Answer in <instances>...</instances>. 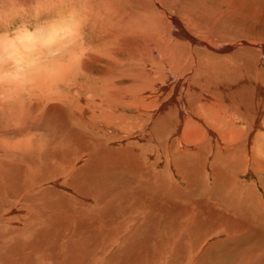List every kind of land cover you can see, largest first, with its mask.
<instances>
[{
    "label": "rangeland",
    "instance_id": "374dc122",
    "mask_svg": "<svg viewBox=\"0 0 264 264\" xmlns=\"http://www.w3.org/2000/svg\"><path fill=\"white\" fill-rule=\"evenodd\" d=\"M138 1L139 0H137V2H135V0H130V3L129 2L127 3V0H123V1L120 0L119 1L120 6L118 4V7L122 8V10L121 9L119 10V13H121V14L125 13L124 17L128 18V20L126 18H123V19H125L127 23H129V20H130V23L127 24L125 21H120L121 18L119 19L116 16L112 17L113 19H110V17H108L109 14L107 13V11H106V13L105 12L102 13L101 10H103V9H101V5H100L101 2L99 0H89V1L88 0H5V4L3 5V7L6 10L10 9L11 12L13 13L14 18L8 24L0 25V49H1L0 53H1V55L6 54V52H5L6 47L4 50L2 49V47H3L4 43L6 44V42H8V46H9V44H10L9 39L12 42H14L13 40L16 39L15 40L16 44H17V42L20 41L19 40L20 38H23V39H21L23 41H27V42L32 43V39H34L32 37H35L34 40L37 41V43L38 42L42 43L45 41V38L41 37V34L39 35L40 37L39 36L37 37V35H38L37 33H41L40 30L41 31H46V29L49 30L51 27H54L56 25L58 27H62V25H63V27H64V31L63 30L61 32L57 31V35L60 34V35H58V37H60V40L63 39L64 37H66L63 39L65 41L63 45L66 48L63 50L59 49L60 53H58L56 51V52H54V54L52 53V55L49 54V57L47 54H44L41 56H35L33 53H31L32 54L31 57L33 59L31 58V61L29 60L28 62H26V64L23 61V63H20L21 65L20 64L16 65L15 60H13V59L11 60L8 57L7 58L5 57L6 59L2 58L0 60V69H1V73H2L1 74L2 75L1 80L2 79L6 80L5 83L3 80L0 82V169L1 170L4 169L3 167H5L9 164H15V163L20 164V166L17 168L18 172L15 175L18 179H20L19 184H20V186L23 185L22 188L25 189L26 186H28V185L31 186L32 184H35V182L33 180L34 178L37 179V181H39V179L40 180L46 179L47 181L46 180L43 181L44 186H47L49 183V185L46 188H48L50 186V184H52L54 186H50V187H53L54 191H55V189H57L55 191L56 193L58 192L59 194H61V192H63V193H65V196L66 195L69 196V193H71L70 194L71 197L69 196V198H68V201H69L68 204L74 205L75 207L77 206V209H78V207H80L82 202L84 203V201H86L87 203H89L90 201L88 198L86 200V197H83V199H82L80 197L75 196L76 194L73 195L74 192L78 193L77 195L80 194V192H79L80 190L78 188L80 184L73 178L74 176L72 175L73 170H72L71 165H73V162H74L73 160L75 159L74 164L78 161V163L80 165L78 163L77 164L79 166H83V165L86 166L85 163L87 161H89V162L86 164L89 165L90 162L92 160H94L96 157H100L101 154H103V156H105V155H107L108 152H109L108 154H110L113 149L121 151L119 154H123V153H124V155L127 154L126 155L127 157H128V152H130L129 153L130 156L134 155V153L136 156L138 155L137 157L140 159L141 162L139 161V159H137L135 157H133V158L131 157L132 159H130V160L131 161L135 160L134 162H135V164H137L136 168H138V167L140 168L141 164H144L145 166L147 165L146 166L147 171L149 170L148 173H151L150 175L154 179L153 175L157 174L159 169H161V167L165 165L164 162H167L169 160L168 154H165V153L162 154L161 152H160L161 154L160 153L157 154V152L154 149H151L152 148V147H150L151 143L148 140L149 134H150L149 139L151 140V142L154 140L155 141L164 140L166 138L165 137L166 133L164 132V130H166V131L168 130L167 135L170 136L169 129L163 128L164 125H162L161 118H159V115L162 114L163 109L161 107H160L161 109L159 107H156V109H155L154 105H152L153 107L151 108V106L149 105V107L147 106V108H149V109L151 108V110L148 111V109L146 110V108H145V110H146L145 111L144 110L145 105H144V107H141L139 104L133 105L132 108H130V107L124 108L123 106H119L117 108V106L113 105L114 104L113 103L112 104V107H113L112 110L113 111L115 110L114 111L115 113L113 111L112 112L114 114H116V115H114L116 117L115 123H113L110 126H107L104 124V126H103L104 129H102L103 123L100 124L97 120L93 121V119H92V122H90V121H88L89 119H86L87 116L86 117L84 116L85 118H83V123L84 122L85 123L82 125L81 124L82 123L81 115H84V114L80 113V110L82 109L81 105H86L87 103H90L94 100L99 101L102 97L105 99L106 95L109 98L111 97V99H113V100L117 99V101L126 100L125 98H123V94H125L126 97H129L128 99H130V97L131 98L134 97L135 101H140L141 98L142 99L146 98L145 103H147L149 99L156 98V97H157V99L160 98L162 100V98L166 99L168 97V95H169L168 98H170V96L172 94L174 95L175 92H176L175 93L176 95L178 93H180V95H182L181 94L182 91L184 89H186L185 78H187V79H190V81H192V83L193 82L198 83L199 86H201L200 85L201 83H203V84L206 83L204 85H210L211 84L212 85L211 87L215 86L213 88H216L219 84H221L220 88H216V89H218V93H220V92H221L220 94L223 93V96H225L224 101L227 103V105H229L230 103L233 104L234 102L235 103L237 102L236 106H238L241 103L239 110L241 109L240 112L243 113V115L247 118V119L245 118L244 122H246V121L250 122L251 116L254 117L253 115H255L258 112H260V118H261L260 121L264 122V97H263L264 94L262 93L263 96H261V99H263V100H259L258 99L259 97L258 96L256 97L257 94L254 93V92H256V90H254V88L256 89L255 86L257 84L255 85V83H253V85H254V86H252L253 88L250 85L248 86V84H246L247 87H249L248 89H250L247 92L246 90H248V89L247 88L245 89V86L243 85L244 82H239V79L242 77L241 75H239L240 73L242 74L240 67L242 68V71H243V68L246 70L247 69L253 70V66L255 65V63H254V61H253L254 59L252 57H255V58L258 57V61L264 65V49H262V50L257 49L258 51L256 53L258 55L255 56V54L251 55V54L247 53V51H245V50L249 51V49L244 48V47H246V45H241V43L243 42V43H249V44L253 43L256 45L264 46V0H180L181 2H179V3H181L183 6H179L178 8H176V5H175L176 3H174L175 1L173 0L172 1L173 5H171V6L172 7L175 6V8H176L175 11H176L177 15L175 14L173 17L176 16L175 19L178 18V20L176 19L177 24L182 26V23H183L184 28L186 29V31H188L187 33L191 34V36L193 35L195 37V39H198V41L200 40L199 42L203 41V42H201L203 46H205V44H207L210 46L213 45V47H216V48H221V47L229 48V47H231L230 44L232 46L235 45L234 48H232V50H230L228 52L226 51V53H224V52H222V51H225L223 49L222 50H219V49L216 50L215 49L213 51V49H207L206 47L204 48L203 46H202L203 47L202 48V47H199L197 45L192 44L191 45L192 48L200 50L198 52V53H200V55L197 54V56L195 58H193V65L194 66L191 65L192 63H190V62H192V59L189 57L190 55H185V57H183L182 60L180 57L177 58L176 55L181 53V52L178 51L176 48H173L176 50L171 49V52L173 54H169V55L170 56L174 55L173 57H176L177 60L176 59L172 60L174 62H171V60H170V63H169V59H168L169 57L168 58L166 57L167 59L164 58V55L168 56V53L166 51H164V47L166 50L170 46L167 44H164L162 41L164 39L166 40V37H167V40H166L167 42L166 41H164V42L165 43H168V42L171 43V40H173L172 38H174V40H175V37H174V35H172V33L170 34L169 29H167V27H165V25L162 24L161 22H158V20H156L155 22L158 23L159 26H158V24L156 25V23L154 22V20H155L154 17H152L150 14H147V12H145L143 10L144 5H142L143 6L142 7L140 4V1L143 2V0H140L139 2ZM168 2H169V4H171L170 0H168ZM137 3H139L143 9ZM144 3H145V1H144ZM180 7H181V10H180ZM183 7L185 8V10H183L184 9ZM102 8H103V5H102ZM141 9H142V11H141ZM125 10L128 11L129 13L125 12ZM179 10L180 11L183 10V13L180 12ZM86 11L88 13H86ZM184 11L185 12L187 11V13H185ZM96 12H98L97 15H96ZM179 13H181V14H179ZM106 14H108V16H107V18L106 17L105 18L109 22L106 21L105 18H103L104 16H106ZM131 14L134 15V18H136L135 16L137 15V18L140 19V17L142 16V17L146 18V20L142 19V17H141L142 20L141 19L138 20L136 18L137 21H134L133 16ZM101 15H102V17H101ZM138 15H141V16L138 17ZM145 15H148L147 17H150L152 20L150 18H147ZM84 16H87V17H84ZM187 17H188V19H187ZM194 17H196V18H194ZM147 19H150V21L148 22ZM100 20H102V22ZM142 21H144L142 24L143 26L140 24V23H142ZM152 21L154 22V25H155V26L153 25L154 28L152 26V23H150ZM114 22H116V23H114ZM123 22H124V24H122ZM125 23L127 24V26ZM145 23L148 26H144ZM113 24L115 25V26H113L114 28L112 27ZM137 24H139V25H137ZM160 24L163 25V27H162L163 30L161 28H159L160 26H162ZM68 26H69V30L66 31L65 27H68ZM164 28H166L168 31ZM70 29H71V31H70ZM146 29H147V31L149 30V32H151V33L148 32L146 34V32H147V31H145ZM154 29H156V30L161 29L163 31V33L159 30L158 36H157L155 34V33H157L156 30L152 31ZM119 30H120V32H119ZM166 31H167V33L168 32L169 33L165 34ZM153 32H155V33H153ZM160 32L162 34H160ZM21 33L22 34L24 33L26 35H21ZM33 33H35V34L33 35ZM61 34H63V35H61ZM115 34L117 36H115ZM153 34L156 36H153ZM112 36H113V40L111 41ZM120 36H121V40H119ZM150 36L152 38L151 40H149ZM17 37H19V39ZM53 37L58 39L56 34H55V36L53 35ZM147 37H149V38H147ZM159 37H161V39ZM42 38H44V40ZM109 38H111V39H109ZM106 39H109L110 41L106 40ZM114 39H116L117 42H115L116 40H114ZM122 39H123V41H122ZM152 40H153V42H152ZM104 41H106V43ZM158 41L160 43V46L158 44ZM128 42H129V44H128ZM154 42L157 43L158 45H154L155 44ZM116 43H118V44H116ZM81 44H82V46H81ZM122 44H124V46H126V45L127 46L124 47V46H122ZM95 46L98 47L99 49L95 48ZM148 46L152 48V49L150 48L152 50V52H154L156 46H158L156 48V53L158 52L160 54V56L163 57V58L160 57V59L162 60L161 62L153 59L154 54L152 55L150 53L151 50L148 49L149 48ZM92 47H94L95 49L94 48L92 49ZM116 47L120 48V50L122 49L120 51L121 53L117 52L118 48L115 49ZM145 47L148 49V51H149L148 53H146L147 50L145 52V50H144V49H146ZM90 48H91V50H90ZM138 49H140L139 51H142V54L144 51L145 52L144 54L146 55V57H144V54L142 56L141 52H140V56H139L138 55L139 54ZM159 49H161V51ZM185 49L187 50V48H185ZM24 50L25 49H23V51ZM87 50H88V52H87ZM97 50H99V51H97ZM101 50H102V52H101ZM162 50H163V52H162ZM202 51L208 52V53H211V55H213V54L214 55L212 57L207 56L208 54L205 55ZM122 52H123V54H122ZM164 52H166L167 54L166 53L164 54ZM186 52H188V50ZM236 52H244L241 54V55H243V56H241L242 57L241 59H238L239 57H237V56H235L233 58H229L231 56V54L236 53ZM112 53H114V54H112ZM133 53H134V55H133ZM161 53H163L164 55ZM174 53H176V54H174ZM201 54H203V55H201ZM114 55H115V57H114ZM137 55L139 56L138 58H137ZM147 55H148L149 59L147 58ZM187 56L189 58H187ZM142 57H143V60L146 61L148 64H149V62L151 63L148 65L145 62L147 64V66H149V68H148L149 70H150V68L151 69L154 68V69H157V73H158V71H160V73L163 71L162 73L164 74V72H165V74L167 75V77H163L164 76L163 74L159 75L160 73H158L157 75L159 76V78L162 76L161 78H166L167 80H170V79L173 80V82H171V80H170V82H171L170 84L168 81V84L171 86H174L173 87V89H175L174 91L172 90L171 86H169L167 84L166 79H164V81H166L165 84H166V87H168L167 89H166L164 83H162L163 79L161 82L160 81L158 82L159 78L158 79L157 78H154V79L150 78L153 74H156V72L152 73L156 70L153 69L152 72L150 71L152 74L148 73L149 70H147V67L144 64ZM185 58L189 59V60H186ZM129 59H130V61H129ZM163 59H165V61H167V62L165 63L163 61ZM170 59H172V58L170 57ZM184 59L186 60V62L184 61ZM230 59H231V61H230ZM34 60H35V62L33 63ZM178 60L181 62L179 64V66H178V64L177 65L175 64V62L176 63L179 62ZM226 60H228V61H226ZM140 61L142 63H140ZM188 61H189V63H188ZM246 61H248V62L246 63ZM155 62L157 64L160 63L159 67H161V68L157 67L159 64L157 65ZM217 62H218V64H217ZM228 62L229 63L231 62V64L233 62L236 63V65L234 63L232 65L234 67L233 70H232V66L230 67L229 66L230 64L228 65ZM28 63H29V65H28ZM114 63H116V64L114 65ZM122 63H123V66H122ZM167 63H168V65H167ZM170 64H172V65L170 66ZM19 65H20V67H18ZM120 65H121V67H124V68L119 67ZM136 65H138V66H136ZM180 65L185 66L184 69H183V66H180ZM202 65L204 66V68ZM205 65H207V66H205ZM215 65L218 67H216ZM220 65H222V66H220ZM172 66L174 67L173 70H172ZM211 66H213V67H211ZM68 67L70 68L69 69L70 73L67 72ZM145 67H146V69H145ZM229 67H230V69H228ZM170 68H171V70H169ZM191 68L193 71L191 70ZM177 69H179V70H177ZM227 69L229 71H227ZM107 70H109L111 72H109V71L106 72ZM127 70H128L127 73L130 75H127V73H126ZM50 71L52 73L51 75H55V76H58L60 78H61L60 74L63 73L64 71L68 76L63 74V76L61 78L62 80H59L58 82H56L53 85H50V83H47V82H45V84H44L43 83L44 79L42 81H39V79L45 78L46 76H47L46 78H48L50 76ZM172 71H173V73H172ZM195 71L197 73H195ZM199 71H201L203 73L206 72L205 74L206 75L208 74L210 76H206V75L200 76V75H198ZM45 72H47L49 74L46 75V74H44ZM105 72H106V74H104ZM141 72H142V74H141ZM234 72H235V74H234L235 77L233 75ZM22 73L25 74V76ZM113 73H115V74H113ZM231 73L233 75L234 80L232 82L233 85L229 86V84H228L229 81L227 82L226 79H230V77L232 76ZM236 73H238V74H236ZM89 74L92 76H90ZM144 74H146V75H144ZM106 75H108V77ZM112 75H113V77H116V79L111 77ZM197 75L199 76L200 81L198 80ZM19 76H21V78ZM38 76H39V78H38ZM137 76H139L140 78ZM154 76H156V75H153V77ZM171 76H172V78H171ZM174 76H175V79H173ZM196 76H197V80H196ZM205 76L207 77V79ZM142 77L144 78V80ZM183 77H184V79H183ZM202 77L205 80L201 82V80L203 79ZM219 77H220V79H219ZM19 78H20V80H19ZM119 78H122V79H120L118 81ZM125 78H127L128 80ZM147 78H148V80L146 81ZM208 78L211 79L210 82L208 81ZM233 78H231L230 80H232ZM21 79L23 80L22 82H21ZM106 79H107V81H105ZM112 79H114V80H112ZM131 79H132V81H130ZM135 79L137 81H138V79H139V81L140 80L141 81L140 82L134 81ZM149 79L150 80L156 79L157 81L156 80L155 81L157 82L156 84L159 85V89H158V86L155 84V81L151 82V84H150ZM214 79H215V82L214 81H213L214 83L211 82ZM236 79H238V80H236ZM97 80H99V81H97ZM223 80H225L226 82ZM109 81L110 82L112 81L111 84L109 83L110 86L112 85V83L114 85L113 88H112L113 85L111 86L113 91H111V88H109L110 86L109 87L107 86V85H109L108 84ZM123 81L125 82V84H123L124 83ZM148 81H149L150 86L147 83ZM197 81H199V82H197ZM207 81H208V83H207ZM216 81L218 82V85H214V84H217ZM115 82L117 84H115ZM223 82H225V85H227L224 92H222L223 89H221V87L225 86ZM99 83L100 84L102 83L100 86L101 88H102V86H103V88H105V86H106L108 89H110L108 91L109 93L106 92V95H104L102 93L103 94V96H102V95H100L101 93L96 92L98 90V88H100V87H98ZM180 83L183 84L184 86L181 85ZM5 84L8 86H6ZM24 84H25V86H24ZM131 84H132V86H131ZM84 85H86V87H84ZM124 85L125 86L129 85L131 87V89H133V90L132 91L127 90V89H130L129 86L127 88ZM79 86H82V87H79ZM89 86H90V88H89L90 90L93 88L95 91L91 90V91H93L91 93V91H89V89L87 88ZM180 86H182L184 89L181 88ZM260 86H261V89L264 88V79H263V82H260ZM123 87L125 89L126 88L127 89L124 91ZM148 88H150V89H148ZM169 88H171V89H169ZM82 89H83V91H82ZM142 89L143 90L148 89V91L145 90V92H147V93L151 92L150 93L151 95H147V93L143 92ZM161 89L163 92L160 91ZM181 89H183V90H181ZM251 89H253L254 91ZM153 90L154 91L157 90L156 92L160 91V93L159 92L154 93ZM170 90L173 91L174 93L170 92V93H167V95H166L165 93L167 91H170ZM98 91L100 92L101 89H99ZM127 91H129V92H127ZM137 91H139V92H137ZM232 91H233V93H232ZM153 93H154V95H153ZM157 94L158 95L160 94L161 96L160 95L158 96ZM163 94H165V95H163ZM142 95H144V96L146 95V97H144ZM176 95H174V96H176ZM180 95H177V97H180ZM107 96H106V98H108ZM138 96H140V97H138ZM148 96H152V97L150 98ZM164 96H166V97H164ZM138 98H139V100H137ZM233 98H234V100H233ZM228 100H230V103ZM256 101L258 102V104H260L261 110H257L256 109L257 106H254V104L257 103ZM137 106H140L141 109ZM153 109H154V111H153ZM138 110L143 111V114L141 113V111L138 112ZM77 112H79L81 115L79 116V114ZM81 112H83V111H81ZM150 112H152V114ZM140 113H141V116H140ZM146 113L147 114L150 113V114L147 116ZM143 115H146V116L144 117ZM139 117H141V118H139ZM152 117H154V119L155 120L157 119V120L155 121ZM156 117H158V118H156ZM137 118H139V119L137 120ZM140 119L141 120L143 119L142 120L143 122L140 121V123H139L138 121ZM134 120L137 121V123H138V124L137 123L134 124L135 130L131 129L132 131H129L128 134L126 132H124V133L120 132V130L123 131L120 126H122L123 124H126V123L128 124V122L133 124V123H135ZM119 121L122 123H119ZM125 121H127V122L124 123ZM89 122H90V124H89ZM95 124H97V126ZM98 124H100L101 127ZM140 124H142V125L140 126ZM145 124H146L147 128H149V129H146V126H144ZM142 126L144 127L143 129H141ZM68 127H69V129H71L70 131H68ZM89 129H90V131H89ZM100 129H102V131L104 130V132L102 133V131ZM72 130L76 131L75 134ZM54 131H55V133H54ZM71 131L73 132L74 135H76L78 140L81 139L79 136L80 133H82V134L84 133L86 135L87 134L89 135V132H91L89 135L90 137L96 138L95 136H97L98 138L101 139V141H99L100 139L97 138L99 143H101L100 152H102L103 147H104V151L102 153H98L99 152L98 151L97 152L98 155H97L93 150H89L90 155L88 156L89 158L86 157V159H85V161L87 160L86 162L83 160V158L80 159L83 156V155H80V154H82V152H80L79 154L78 153L70 154L68 156H65V158L62 159L61 157H63L64 155L62 154V156H61L60 150H58L57 146H54L55 142L53 144L52 140H54L55 139L54 137H56L57 135H60V136L64 137L67 140V142L68 141L70 142ZM105 131H108V133H113V134H115V136L114 135L111 136V134L108 135L107 132H105ZM61 132H63V135L61 134ZM67 132L69 133V135H67ZM148 132H149V134H148ZM258 133L261 136H263L264 135V128L262 130H259ZM102 134L104 136L103 137L104 139L102 138V136H100ZM105 135H107V136L105 137ZM50 138H51V140H50ZM262 139L264 140V138H262ZM42 140L45 142H43ZM79 142H81V140ZM260 142H261V144H260ZM99 145H98V147H99ZM41 146L42 147L45 146L43 150L41 149L42 148ZM126 146H128V147L126 148ZM257 146H259L260 149L264 150V144L262 141H259L254 147H252V150L258 151ZM111 148H112V150H111ZM124 148L126 150L127 149H129V150L126 151V150H124ZM109 149H110V151H108ZM41 150L48 152V154H50V155L57 153L59 155L58 156L56 154L58 156V158L61 156L60 157L62 159L61 164H60V162H58L60 165L55 162V160H59L58 158H55L56 155H54L53 158H50L47 156L48 155L47 153L46 154L42 153ZM55 150H57V151H55ZM131 150L133 151V154H132ZM139 151H140V153H139ZM39 152H40V154L38 155ZM141 153H142V155H141ZM155 153L157 155H155ZM43 154H45L46 156ZM139 154L141 156H139ZM35 155H37L35 159L39 160V162L36 163L35 165L39 164L38 169L39 170L41 169V172H42L41 173L42 175L38 176V177L41 176L39 179H38L37 175L35 177L33 175L34 178H32V176H30L31 173L29 174L25 170V167L23 166V165L28 163L27 160H29L31 157H34ZM41 155L45 156V158L42 159L43 162L46 159H48V160H46L48 162V167H47V164L45 163L46 161L44 162L45 164L42 162L44 164L43 166L41 165L42 163L40 161H42V160H40L41 159L40 157H43ZM75 156H77V157H75ZM91 156H94V157H92L93 159L91 158ZM37 157H39V158H37ZM140 157H143V158H140ZM154 158L155 159L157 158L158 163H160L161 165L158 166V164L155 162L156 160ZM164 158H166V159H164ZM88 159H90V160H88ZM38 160H34L31 163V165L34 166L33 164ZM24 161H27V163H23ZM150 163L152 166H154L153 163L155 164V166L153 167L154 169L152 168ZM69 164H71L69 166L71 168V171L69 170L70 168L68 167ZM156 165L158 168L156 167ZM51 166H54V167H51ZM150 166H151V168H150ZM40 167H42L43 169ZM55 167L57 168V171L59 173L57 171L55 173V171H54ZM67 167H68V169H67ZM32 168L35 169L34 167H32ZM65 168L67 170H69L70 172L67 171ZM47 170L51 171L52 173L47 174L46 173ZM109 170H112V171H108L107 173H105V175H103V177L101 178L103 180H101V179L99 180L100 184L103 183L101 186V190H100V194L102 195V197L100 195V197H101L100 199L104 198L105 200L103 199L101 201H105V202H103V204H101L100 209H98L99 212L97 211V215H99V216L97 217V215H96L94 218L97 217V219L100 222V219L103 217L104 221L102 220V222L107 221V223H104L105 229L108 227V224H110V226L108 227L109 230L114 229L113 232H111L112 230L110 231L111 236H109V238L110 239L112 238V240L110 241V239L108 237L103 238V241L100 242L101 244L98 246L97 250H90L88 252L86 251V254L84 252L85 255H83V256H86V257H85L83 264H253L252 262H254V261H256V264H264V251L260 253L259 250H258L259 252H257L258 254L256 255V259L254 261L250 262V259H251L250 251L254 250V247H257L258 249L264 250V239H263L264 238V223H263L264 219L258 221L256 226L251 227L252 230L250 229L248 231L249 233L244 232V235H243L244 241L243 242H241V241L238 242L236 240H235L236 241L235 242L234 240H231L232 238H235V236L232 235V232L230 229V224L227 225V227H224L222 229L223 234H221V236H220L221 238H218L219 236L213 237L210 234L208 236L207 232H205V233L200 232V234L198 233L199 235H201V233H202L201 236H199L198 234L189 235V234H186L184 231H183L184 232V234H183L182 227H181L185 223L184 218L186 219V211L188 210V208L190 206L192 208H195L194 210L196 211V213H201L204 210L205 215H206L205 217H207V218L209 216H212L215 212L220 213V209L213 202L212 197L214 195V192L218 193L221 191L222 195L223 194L225 195L228 191L227 196L230 200L231 197L233 196V194H236V192H237L236 191L235 193H233V189L231 190V188L233 187L232 185H235V184H237L236 186H234V187H236V190L239 187L241 189H243V188L244 189H246V188L250 189L251 192L253 193V196L251 198L264 203V193H263L264 181L262 182V180H264V174H261V176L259 177V175L255 174L253 169H251V172H252L251 176L248 174H246V175L241 174L240 171L243 169H241L240 171L227 170L226 172L225 171L223 172L225 177H221V178L217 179V184H215V185H207V183H204V184H206L205 188H204V185L202 184V182H199L198 184L203 186V188H201V190L203 189L202 191H204L203 192L204 194L201 195V197H200L201 199L199 198L200 200L197 199V202H196L198 204L197 205V204H192V203L190 204L189 202H186V201L184 202V200L182 201L181 199L177 200L178 198L175 195H178V194H176L178 191H176V190L179 189L181 192H183L185 190V185L181 184L180 182L177 183V182L173 181L170 184L161 185V183L163 182L162 178H160L161 180L157 179L156 181H158V184H160V185H158L157 188L152 187V186L149 187L150 190L148 193H150V195H151V193L153 194L150 198V196H148L146 194L145 189L143 188L144 190H142V188L140 186L137 187L136 184H135L136 188L135 187H130V188L127 187V189H126V184L128 183V182L126 183V180L129 178L128 175H125L122 172H120L121 174H118V172H117L118 169L116 171H115V169H109ZM62 171L66 174L63 175ZM175 171L176 170H174V172ZM228 171H229V173H228ZM113 172L114 173L117 172L118 175L116 174L115 176H113L114 175ZM45 173L47 174V176ZM108 173H109V175H108ZM54 174L56 175V177H54L55 176ZM166 174H164V176H163L164 181L171 175L169 173H166ZM236 174H237V176H236L237 178L235 177ZM238 174H239V176H238ZM48 175L49 176L51 175V176L48 177ZM229 175H230V177H229ZM232 175H234V177ZM262 175H263V177H262ZM107 176L110 178L108 179ZM123 176H124V179L122 178ZM105 177H107V180ZM113 177H116V178L114 179ZM48 178H50V179H48ZM89 178H92V177H89ZM125 178H126V180H125ZM224 178L226 179V182H225ZM235 178H236V180H235ZM230 179H231V181H230ZM71 180L75 181L74 183H76V184H74L72 181L74 186H72ZM223 181H224V183H223ZM233 181H235V182H233ZM29 182H32V183L30 184ZM95 182H98V181H95ZM68 183L70 184V187H69ZM252 183H254V184L251 185ZM64 185L65 186L68 185V187L70 189H68V187L67 188L62 187ZM222 185L223 186L225 185L223 187V189L221 187ZM254 185H256L255 188H254ZM80 186L82 187V185H80ZM56 187H58V188H56ZM159 187H161V188L163 187V189H165V190L168 189L169 191L164 190V193H166V194L163 193V196L160 197L156 194V191H157V189H159ZM210 187L212 190L210 189ZM71 188L75 189L76 191H74ZM133 188H135V189H133ZM217 188H218V190H217ZM64 189L66 190L65 192H64ZM102 189H103V191H102ZM172 189H174V190L176 189V190L174 191ZM130 190L135 191L133 193V196H136V198L133 197V199H132V196H130L131 193L129 192ZM24 191H27V190H24ZM107 191L109 194L112 195V196L110 195L111 197L109 196ZM172 191L175 193L171 194ZM168 192H170L171 195L168 194ZM210 193H212L211 194V200L212 201L209 203L210 204L209 205V204H206V202H207V197L210 196ZM20 194H19V196H20ZM45 194L46 193H43V195H41V196L42 197L46 196ZM141 194L143 196H141ZM1 195L3 196V194H1ZM103 195H105V196H103ZM146 195H147V197H146ZM166 195H168V196H166ZM74 197L76 200L79 198L77 200L78 202H75L76 204L71 203V201L74 199ZM105 197H107L108 199H106ZM142 197H144V198H142ZM156 197H158V198H156ZM53 198H55V197H53ZM152 198H153V200H152ZM69 199L70 200L72 199V200L70 201ZM126 199H127V201H126ZM141 199H142V201H141ZM107 200H109L110 203ZM205 200H206V202H205ZM53 201H55V200H53ZM121 201H124V202H121ZM145 201H147V202H145ZM155 201L157 203H155ZM200 201H203V203ZM94 202H93V204H94ZM78 203H79V205H78ZM104 203H106V204H104ZM146 204H148V205H146ZM204 204H205V206H204ZM3 205L1 207V211H0L1 213L0 214L3 216L5 215L3 223H6V226L4 227V229L9 230V228H11V227H13V228L15 227L18 229V227H21V226L23 228H25V226H24L26 223L25 217H26V214H28L27 212H30V210H29L30 206L28 204H26L24 201H22L20 198L17 201L15 199H13L11 203L9 202V204L5 203ZM108 205L110 206V208L108 207ZM120 205H121V207H120ZM134 205L137 207H135ZM102 206H103V208H102ZM199 206H201V207H199ZM258 206H260V208L263 209L262 211H264V207L262 206V204L258 205ZM62 207L63 206H59L60 209H62ZM148 207H151V208L153 207V208L150 209ZM156 207L157 208L161 207V208H159V210L157 211ZM104 208L106 209V211ZM136 208H137V210H135ZM145 208H147V209H145ZM102 209H104V210H102ZM141 209H143V210H141ZM198 209H199V211H198ZM6 210L7 211L9 210L10 213L7 212ZM78 210L81 211V209H78ZM109 210H112L114 212H112V211L110 212ZM144 210L145 211L147 210L146 213ZM207 210L208 211L210 210V211L208 212ZM71 211H72V208H71V210H69V212L71 213ZM82 211H83V208H82ZM184 211H185V215H184ZM107 212L108 213L110 212L109 213L110 215L107 214ZM157 212H160V213H157ZM80 213H82V212H80ZM7 215H9V216H7ZM75 215L81 216L77 212H75ZM263 215H264V212L262 213V216ZM6 216H7V218H6ZM105 216L107 218H105ZM81 218L83 220L85 219L82 216H81ZM108 218H110V219L115 218V219L114 220L112 219V221H111ZM68 219H70V217H68ZM85 220H87V221H85ZM85 220L82 222V226L84 225L83 228H87V229L91 228L92 223H91L90 219H85ZM242 220L240 222V224L242 223L241 225L246 226L245 223H250L248 220L245 222H244V220L242 222ZM204 223L210 224L213 222H210L209 219H206L204 221ZM34 224H36L35 227L38 228L37 223H34ZM117 224H119V227ZM240 224H239V227H240ZM232 225L234 227L236 226V224H232ZM16 226H18V227H16ZM115 227H118V228H115ZM138 227L140 230L138 229ZM258 227H259V229H257ZM261 231H263V232H261ZM110 233H107V234H110ZM171 233H175V235L172 236ZM127 234H129L130 236L132 235L133 238L132 239H122L121 242L124 243V245L122 246V248H119V246H121L122 243L121 242L116 243V242L118 240L120 241L119 238H121L122 236H126ZM177 234L179 236H177ZM257 234H258V237H257ZM147 235H148V237L149 236L150 237L149 238L146 237ZM185 235H187V236H185ZM214 235H217V234H214ZM245 235H247V237H245ZM34 236H36V235H34ZM34 236H30V238L27 240H25L26 238L24 239V236H22L21 238L19 236H17L19 238L18 244L23 243V244H26V247H27V244H29V242L31 241V239ZM116 236H118V237H116ZM175 236L180 237V238H176ZM143 237H144V241H143ZM255 237L259 240L256 243H253L254 241L252 240V238H255ZM175 238L177 241L175 240ZM260 238H262L263 240H261ZM12 241H14V240H12ZM148 241H149V243H148ZM164 241H166V242H164ZM112 242H113V244H112ZM258 242H260V243H258ZM129 243L131 245H129ZM132 243H134L135 245ZM142 243H143V245H142ZM167 243L168 244L171 243V244L168 245ZM224 243L227 244V246H229V247H227L228 249L226 248L225 245L221 246ZM236 244H238V245H236ZM133 246H136V247L141 246L142 248H144V250H142V251H144V253H147L146 254L147 258L145 257L146 255L144 256L145 257L144 259L142 258L139 260L138 258H136L134 251H141V250H135L136 247L133 248ZM211 246H214V247H211ZM17 247L22 248L23 245H22V247H20V245H18ZM24 247H25V245H24ZM113 247H114V249H113ZM105 249H107V250H105ZM162 249H163V251L160 252L159 250H162ZM109 250L110 251L112 250V251L109 252ZM126 250L127 251H133V253L127 252ZM68 253L72 254L73 252L68 250ZM121 253H123V254L121 255ZM127 254H130V256H128ZM80 256L81 255H76L75 257L73 256L72 257L73 259L70 261L71 264H81ZM135 258H136V260H135ZM114 260L116 262H114ZM110 261H111V263H110ZM15 264H21V262H17ZM22 264H27V263H22ZM31 264H42V263L34 262ZM46 264H48V263H46Z\"/></svg>",
    "mask_w": 264,
    "mask_h": 264
},
{
    "label": "bare ground",
    "instance_id": "6f19581e",
    "mask_svg": "<svg viewBox=\"0 0 264 264\" xmlns=\"http://www.w3.org/2000/svg\"><path fill=\"white\" fill-rule=\"evenodd\" d=\"M89 1V0H88ZM100 2H101V9H103V10H101L102 11V13L103 12H105L106 13V11H107V13L109 14V16H108V14H106V16H104L103 18H107V16L108 17H110V19H113L112 17H114V16H116L117 18H121L120 19V21H125L126 22V20L125 19H123V18H126V17H124V14L125 13H119V10L121 9L122 10V8H119L118 7V4H119V1L120 0H99ZM123 1V0H122ZM140 1V0H139ZM138 1V2H139ZM144 1H145V3H144ZM171 1V4H169V2H168V0H143V2L142 1H140V4H141V6L142 5H144V9L140 6V4L139 3H137V4H139V6L145 11V12H147V14H150L152 17H154V22L156 21V20H158V22H161L162 24H164L165 25V27H167V29H169V32H170V34L172 33V35H174V37H175V40H174V38H172L173 40H171V43L170 42H168V43H165L164 41H166L167 40V37H166V40L164 39L162 42L164 43V44H167V45H169L170 47L169 48H167L166 50H165V47H164V51H166L167 53H168V56H166V55H164L166 52H164V54L163 53H161V54H163L164 55V58L165 59H167L168 57V59H169V63H170V60H171V62H174V61H172V60H177V58L178 57H180L181 58V60H182V58L183 57H185V55H190L189 57L192 59V62H190V63H192L191 65H193V58H195L196 56H197V54L198 55H200V53H198L200 50H197V49H194V48H192L191 47V45L192 44H194V45H197V46H199V47H202L203 45H202V43L201 42H203V41H201V42H199L198 41V39H195V37L192 35L191 36V34H188L187 32L188 31H186V29L184 28V25H183V23H182V26L181 25H179V24H177V20H178V18H176L175 19V17H173L175 14H176V8H178L179 6H183L181 3H179V2H181L180 0H174L175 2L174 3H176L175 5H176V8H175V6L174 7H172L171 5H173L172 4V1L173 0H170ZM50 2V1H49ZM125 2V1H124ZM130 3V0H127V3ZM135 2H137V0H135ZM126 3V2H125ZM136 4V3H135ZM134 4V5H135ZM186 4V3H185ZM102 5H103V8H102ZM50 6V5H49ZM119 6H120V4H119ZM136 6V5H135ZM134 6V7H135ZM186 6V5H185ZM184 8V7H183ZM90 9V8H89ZM135 9V8H134ZM140 9V8H139ZM142 9H141V11H142ZM133 10V9H132ZM138 10V9H137ZM180 10H181V7H180ZM179 10V11H180ZM183 10H185V8L183 9ZM183 10L182 11H180V12H182L183 13ZM42 11V10H41ZM85 11V10H84ZM125 12H128V11H126L125 10ZM133 12V11H132ZM144 12V13H145ZM185 12V11H184ZM86 13H88L87 11H86ZM97 13L98 12H96V15H97ZM104 13V14H105ZM129 13V12H128ZM178 13V12H177ZM185 13H187V11L185 12ZM189 13V12H188ZM93 14V13H92ZM172 14V15H171ZM179 14H181V13H179ZM82 15V14H81ZM90 15V14H89ZM132 15V14H131ZM177 15V14H176ZM99 16V15H98ZM97 16V17H98ZM133 16V20L134 21H137L136 20V18H137V15L135 16L136 18H134V15H132ZM131 16V17H132ZM141 15H138V17H140ZM146 17L148 16V15H145ZM186 16V15H185ZM84 17H87V16H84ZM101 17H102V15H101ZM128 17V16H127ZM142 17V16H141ZM141 17H140V19H141ZM102 18V19H103ZM105 18V20L106 21H108L107 19ZM147 18H150V17H147ZM194 18H196V17H194ZM127 20H128V18H126ZM130 19V18H129ZM138 20H140L139 18H137ZM142 19H145L146 20V18H144V17H142ZM141 19V20H142ZM151 19V18H150ZM150 19H147L148 20V22L150 21ZM187 19H188V17H187ZM12 20V19H11ZM144 20V21H145ZM152 20V19H151ZM99 21V20H98ZM101 22H102V20H100ZM104 21V20H103ZM144 21H142V23H140L141 25L143 24V22ZM195 21V20H194ZM56 22V21H55ZM109 22V21H108ZM107 22V23H108ZM146 22V21H145ZM154 22L152 21V22H150V23H152V26L154 25ZM182 22V21H181ZM106 23V24H107ZM114 23H116V22H114ZM127 23V22H126ZM125 23V24H126ZM129 23H130V20H129ZM129 23H127V24H129ZM156 23V22H155ZM199 23V22H198ZM105 24V25H106ZM122 24H124V22L122 23ZM127 24H126V26H127ZM158 23H156V25H157ZM162 24H160V25H162ZM197 24V23H196ZM110 25V24H109ZM137 25H139V24H137ZM113 26H115L114 24L112 25V27ZM143 26V25H142ZM144 26H148V25H146V23H145V25ZM155 26V25H154ZM154 26H153V28H154ZM158 26H159V24H158ZM107 27V26H106ZM150 27V26H149ZM162 27H163V25L162 26H160L159 28H161L162 29ZM49 28V27H48ZM114 28V27H113ZM116 28V27H115ZM158 28V27H157ZM144 29V28H143ZM161 29H159L162 33H163V29L161 30ZM164 29H166V28H164ZM166 29V30H167ZM35 30V29H34ZM64 31V27H63V25H62V27H58L57 25L56 26H54V27H51L49 30H47L46 29V31H41L40 30V32L41 33H37L38 35H37V37L41 34V37H44L45 38V41L44 42H42V43H40V42H38L37 43V41H35L34 39H35V37H32V38H34V39H32V43H30V42H27V41H23V40H21V39H23V38H20L19 39V37H17L20 41L19 42H17V44L15 43V40L16 39H14L13 41L14 42H12L10 39H9V46H8V42H6V44L4 43V45H3V47H2V49L4 50L5 49V47H6V49H5V52H6V54L5 55H1V53H0V60L2 59V58H9V59H13V60H15V62H16V65H18V64H20V63H23V61L25 62V64H26V62H28L29 60L31 61V56H32V54L31 53H33L35 56H41V55H44V54H47L48 55V57H49V54H51L52 55V53L54 54V52H58V53H60L59 52V49H61V50H63V49H65L66 47L63 45L64 44V38H66V37H64L63 39H61L60 40V37H58V35H60V34H58L57 35V31L59 32H61V31ZM65 30L66 31H68L69 30V26L68 27H65ZM104 30V29H103ZM140 30V29H139ZM156 29H154V30H152V31H155ZM159 30L157 29L156 30V32L157 33H155V32H153V33H155L157 36H158V32H159ZM38 31V30H37ZM70 31H71V29H70ZM142 31V30H141ZM145 31H147V29L145 30ZM168 31V30H167ZM167 31L165 32V34L167 33ZM119 32H120V30H119ZM149 32V30L146 32V34ZM160 32V34H162ZM168 32V33H169ZM69 33V32H68ZM149 33H151V32H149ZM167 33V34H168ZM35 33H33V35H34ZM43 34V35H42ZM55 34H56V36H57V38L58 39H56V38H54L53 37V35L55 36ZM70 34V33H69ZM119 34V33H118ZM21 35H26V34H22L21 33ZM61 35H63V34H61ZM156 35H154L153 34V36H156ZM32 36V35H31ZM115 36H117L116 34H115ZM163 36V35H162ZM161 36V37H162ZM25 37V36H24ZM40 37V36H39ZM111 37V36H110ZM161 37H159L160 39H161ZM44 38H42L43 40H44ZM147 38H149V37H147ZM163 38V37H162ZM165 38V37H164ZM169 38V37H168ZM29 39V38H28ZM27 39V40H28ZM30 39V40H31ZM40 39V38H39ZM109 39H111V38H109ZM109 39H106V40H109ZM117 39V38H116ZM116 39H114V40H116ZM126 39V38H125ZM152 38H151V36H150V39L149 40H151ZM159 39V40H160ZM113 40V36H112V39H111V41ZM118 40V39H117ZM117 40L115 41V42H117ZM119 40H121V36H120V38H119ZM170 40V39H169ZM110 41V40H109ZM108 41V42H109ZM122 41H123V39H122ZM105 43H106V41H104ZM103 42V43H104ZM125 42V41H124ZM152 42H153V40H152ZM167 42V41H166ZM207 42V41H206ZM91 43V42H90ZM119 43V42H118ZM118 43H116V44H118ZM155 43V42H154ZM170 43V44H169ZM115 44V43H114ZM128 44H129V42H128ZM136 44V43H135ZM158 44H159V46H160V43H159V41H158ZM157 43H155L154 45H158ZM94 45V44H93ZM120 45V44H119ZM241 45H246V47H244V48H246V49H249V51L248 50H245V51H247V53H249V54H255V56H257L258 54L256 53L258 50H262V49H264V46H261V45H256V44H253V43H251V44H249V43H241ZM71 46V45H70ZM81 46H82V44H81ZM98 46V45H97ZM118 46V45H117ZM122 46H124V44H122ZM127 46V45H126ZM126 46H124V47H126ZM162 46V45H161ZM230 46L231 47H229V48H226V47H221V48H216V47H213V45L212 46H210V45H207V44H205V46H203L204 48L206 47L207 49H213V51L216 49H219V50H225V51H222V52H224V53H226V51L228 52V51H230V50H232V48H234V46L235 45H231L230 44ZM121 47V46H120ZM149 47V46H148ZM158 46H156V48H157ZM167 47V46H166ZM187 48V50H188V52H186L187 50L185 49V48ZM202 47V48H203ZM94 47H92V49H93ZM95 48H98V47H96L95 46ZM94 48V49H95ZM105 48V47H104ZM118 47H116L115 49H117ZM141 48V47H140ZM146 48V47H145ZM151 47H149L148 49L149 50H151L150 49ZM155 48V47H154ZM156 48H155V50H154V52H152V50H151V54L153 55L154 54V57H153V59H155V60H158V61H162L161 59H160V54L157 52L156 53ZM173 48H176L178 51H180L181 53H179L178 51V53L179 54H177L176 56H177V58L176 57H173V56H170L169 54H173L172 52H171V49H173ZM201 48V49H202ZM256 48V49H255ZM23 49H25L24 51H23ZM29 49V50H28ZM99 49V48H98ZM114 49V48H113ZM148 49L146 48V49H144L145 50V52H146V50H147V52L146 53H148L149 51H148ZM163 49V48H162ZM176 49H173V50H176ZM182 49V50H181ZM186 51H185V50ZM258 49V50H257ZM1 50V49H0ZM90 50H91V48H90ZM89 50V51H90ZM118 51V53L122 50H120V48H118L117 49ZM126 50V49H125ZM140 49H138V52H139V56H140V52H141V55L143 56V54L145 53L144 51H143V54H142V51H139ZM142 50V49H141ZM160 51H161V49H159ZM206 50V49H205ZM83 51V50H82ZM97 51H99V50H97ZM106 51V50H105ZM159 51V52H160ZM2 52V51H1ZM87 52H88V50H87ZM101 52H102V50H101ZM110 52V51H109ZM114 52V51H113ZM162 52H163V50H162ZM176 52V53H177ZM205 55H207V56H213V55H211V53H208V52H204V51H202ZM117 53V54H118ZM121 53V52H120ZM126 53V52H125ZM124 53V54H125ZM166 53V54H167ZM176 53H174V54H176ZM242 53H244V52H236V53H233V54H231V56L229 57V58H233V57H235V56H237V57H239L238 59H241L242 57L241 56H243V55H241ZM56 54V53H55ZM71 54V53H70ZM107 54V53H106ZM112 54H114V53H112ZM122 54H123V52H122ZM237 54V55H236ZM46 55V56H47ZM110 55V54H109ZM120 55V54H119ZM126 55V54H125ZM133 55H134V53H133ZM137 55V58L139 57ZM150 55V54H149ZM179 55V56H178ZM193 57H192V56ZM201 55H203V54H201ZM227 55V54H226ZM70 56V55H69ZM54 57V56H53ZM114 57H115V55H114ZM131 57V56H130ZM129 57V58H130ZM135 57V56H134ZM133 57V58H134ZM144 57H146V55L144 54ZM167 57V58H166ZM170 57L172 58V59H170ZM188 56H187V58H189ZM215 57V56H214ZM5 58V59H6ZM36 58V57H35ZM70 58V57H69ZM136 58V59H137ZM147 58H148V55H147ZM161 58H163V57H161ZM198 58V57H197ZM245 58V57H244ZM243 58V59H244ZM254 60V63H255V65L253 66V70H246V69H244L243 68V71H242V68L240 67V70H241V72H242V74L240 73L239 75H241L242 77L239 79V82H244V86H245V89L247 88H249V87H247V85L246 84H248V86L250 85L251 87L252 86H254L253 85V83H255V87H256V89L254 88V90H256V92H254L255 94H257L256 95V97L258 96L259 98V100H263V99H261V96H263V94H264V88L263 89H261V86H260V82H263V79H264V65L261 63V62H259L258 61V57H252ZM33 59V58H32ZM149 59V58H148ZM147 59V60H148ZM165 59H163V61L166 63L167 61H165ZM186 59V58H185ZM184 59V61L186 62V60H189V59H186L185 60ZM38 60V59H37ZM45 60V59H44ZM43 60V61H44ZM117 60V59H116ZM132 60V59H131ZM142 60H143V57H142ZM180 60V59H179ZM178 60V61H179ZM199 60V59H198ZM112 61V60H111ZM129 61H130V59H129ZM128 61V62H129ZM200 61V60H199ZM226 61H228V60H226ZM225 61V62H226ZM230 61H231V59H230ZM233 61V60H232ZM235 61V60H234ZM13 62V61H12ZM35 62V60L33 61V63ZM136 62V61H135ZM138 62V61H137ZM143 62H144V64L146 65V67H147V70H149L148 68H149V66H147V62L146 61H144L143 60ZM147 64H146V63ZM248 61H246V63H247ZM125 63V62H124ZM140 63H142L141 61H140ZM156 63V62H155ZM154 63V64H155ZM181 62L179 61L178 63H176L175 62V64L177 65L178 64V66H179V64H180ZM188 63H189V61H188ZM234 63V62H233ZM233 63L231 64V62L229 63L228 62V65L231 67L232 65H233ZM253 63V64H254ZM113 64V63H112ZM116 63H114V65H115ZM119 64V63H118ZM128 64V63H127ZM143 64V65H144ZM149 64H151L150 62H149ZM148 64V65H149ZM157 64V63H156ZM159 64V65H158ZM157 65V67H159L160 66V63H158ZM173 64V63H172ZM172 64H170V66L172 65ZM198 64V63H197ZM200 64V63H199ZM217 64H218V62H217ZM216 64V65H217ZM235 65H236V63H234ZM14 65V64H13ZM21 65V64H20ZM20 65L18 66V67H20ZM28 65H29V63H28ZM132 65V64H131ZM139 65V64H138ZM138 65H136V66H138ZM167 65H168V63H167ZM174 65V64H173ZM186 65V64H185ZM215 65V66H216ZM244 65V64H243ZM76 66V65H75ZM122 66H123V63H122ZM130 66V65H129ZM135 66V67H136ZM142 66V65H141ZM140 66V67H141ZM155 66V65H154ZM180 66H183V65H180ZM194 66V65H193ZM192 66V67H193ZM198 66V65H197ZM203 66V65H202ZM205 66H207V65H205ZM220 66H222V65H220ZM227 66V65H226ZM31 67V66H30ZM119 67H121V65L119 66ZM146 67H145V69H146ZM156 67V68H157ZM176 67V66H175ZM184 67L185 66H183V69H184ZM211 67H213V66H211ZM216 67H218V66H216ZM228 67V66H227ZM230 67L228 68V69H230ZM243 67V66H242ZM72 68V67H71ZM121 68H124V67H121ZM153 68V67H152ZM159 68H161V67H159ZM165 68V67H164ZM169 68V67H168ZM173 66H172V70H173ZM182 68V67H181ZM196 68V67H195ZM203 68H204V66H203ZM233 66H232V70H233ZM30 69V68H29ZM70 68L68 67L67 68V72H69L70 73V70H69ZM111 69V68H110ZM116 69V68H115ZM144 69V68H143ZM154 69V68H153ZM153 69H151L150 68V70H149V72L148 73H151L152 71H153ZM206 69V68H205ZM227 69V71H229ZM146 70V71H147ZM154 70H156V71H154V72H152V73H155L156 72V74H153V75H156V76H154L153 77V75L150 77V78H159V76L157 75L158 73H160V71H158V73H157V69H154ZM169 70H171V68L169 69ZM177 70H179V69H177ZM181 70V69H180ZM191 70H192V68H191ZM198 70V69H197ZM203 70V69H202ZM209 70V69H208ZM212 70V69H211ZM231 70V71H232ZM236 70V69H235ZM25 71V70H24ZM66 71V70H65ZM65 71L63 72V73H61L60 74V76H61V78H62V76H63V74H65L66 76H68L66 73H65ZM109 70H107L106 72H108ZM144 71V70H143ZM145 71V72H146ZM151 71V72H150ZM162 71V70H161ZM190 71V70H189ZM193 71V70H192ZM214 71V70H213ZM37 72V71H36ZM80 72V71H79ZM106 72L104 73V74H106ZM109 72H111V71H109ZM128 72V70L126 71V73ZM163 72V71H162ZM160 73L159 75H162L163 73ZM170 72V71H169ZM175 72V71H174ZM209 72V71H208ZM225 72V71H224ZM21 73V72H20ZM34 73V72H33ZM58 73V72H57ZM92 73V72H91ZM123 73V72H122ZM130 73V72H129ZM147 73V72H146ZM151 73V74H152ZM171 73V72H170ZM172 73H173V71H172ZM194 73V72H193ZM195 73H197L196 71H195ZM194 73V74H195ZM199 74L198 75H200V76H203V75H206L205 73L206 72H201V71H199L198 72ZM227 73V72H226ZM239 73V72H238ZM238 73H236V74H238ZM2 73H1V69H0V82L3 80H1V78H2V75H1ZM23 74V73H22ZM39 74V73H38ZM44 74H49V73H47V72H45ZM52 73H51V71H50V76L48 77V78H42V79H39V81H42L43 79V83L45 84V82H47V83H50V85H53V84H55L56 82H58L59 80H62L60 77H58V76H55V75H51ZM100 74V73H99ZM103 74V73H102ZM110 74V73H109ZM112 74V73H111ZM113 74H115V73H113ZM141 74H142V72H141ZM140 74V75H141ZM176 74V73H175ZM174 74V75H175ZM230 74V73H229ZM235 74V72L233 73V75ZM18 75V74H17ZM20 75V74H19ZM24 76H25V74H23ZM90 75V74H89ZM88 75V76H89ZM94 75V74H93ZM127 75H130V74H128L127 73ZM144 75H146V74H144ZM143 75V76H144ZM150 75V74H149ZM164 76L163 77H167V75L165 74V72H164V74H163ZM166 75V76H165ZM171 75V74H170ZM169 75V76H170ZM196 75V74H195ZM197 75V76H198ZM215 75V74H214ZM213 75V76H214ZM231 75H232V73H231ZM230 75V76H231ZM233 75L230 77V79L231 78H233ZM90 76H92V75H90ZM107 77H108V75H106ZM105 76V77H106ZM133 76V75H132ZM173 76V75H172ZM172 76H171V78H172ZM190 76V75H189ZM197 76H196V80H197ZM206 76H210V75H206ZM205 76V77H206ZM212 76V75H211ZM244 76V77H243ZM20 78H21V76H19ZM29 77V76H28ZM44 77V76H43ZM86 77V76H85ZM106 77V78H107ZM111 77H113V75L111 76ZM137 77H139V76H137ZM162 77V76H161ZM159 78L158 79V82L160 81H162V79H163V81H162V83H164V85H165V87H166V84H165V82L167 81V84H168V81H169V84L171 83V82H173V80L172 79H170L171 80V82H170V80H167L166 78ZM186 77V76H185ZM234 77H235V75H234ZM239 77V76H238ZM4 78V77H3ZM20 78H19V80H20ZM32 78V77H31ZM38 78H39V76H38ZM93 78V77H92ZM114 79H116V77H113ZM132 78V77H131ZM140 78V77H139ZM143 78V77H142ZM141 78V79H142ZM181 78V77H180ZM203 78V77H202ZM210 78V77H209ZM208 78V81L210 82V80L211 79H209ZM212 78V77H211ZM23 79V78H22ZM21 79V82L24 80H22ZM114 79H112V80H114ZM120 79H122V78H119L118 79V81L120 80ZM125 79H127V78H125ZM153 79H149L150 80V84H151V82H154L155 80H153ZM164 79H166V81H164ZM173 79H175V76H174V78ZM183 79H184V77H183ZM206 79H207V77H206ZM219 79H220V77H219ZM230 79H226L227 80V82L229 81V86L230 85H233V80H234V78L232 79V80H230ZM238 79H236V80H238ZM88 80V79H87ZM90 80V79H89ZM103 80V79H102ZM109 80V79H108ZM128 80V79H127ZM143 80H144V78H143ZM148 80V78L146 79V81ZM193 80V79H192ZM198 80H199V76H198ZM205 79L203 78L202 80H201V82L202 81H204ZM4 81V83H5V81L6 80H3ZM31 81V80H30ZM35 81V80H34ZM92 81V80H91ZM97 81H99V80H97ZM105 81H107V79L105 80ZM117 81V82H118ZM130 81H132V79L130 80ZM134 81H137L136 79L134 80ZM138 81H139V79H138ZM137 81V82H138ZM141 81V80H140ZM139 81V82H140ZM157 81V80H156ZM155 81V84L157 83ZM200 81V80H199ZM199 81H197V82H199ZM208 81H207V83H208ZM215 82V79L214 80H212L211 82ZM219 81V80H218ZM223 81H225V80H223ZM61 82V81H60ZM112 82V81H111ZM111 82L109 81L108 82V84L110 83L111 84ZM114 82V81H113ZM124 82V81H123ZM129 82V81H128ZM184 82V81H183ZM182 82V83H183ZM200 82V83H201ZM206 82V81H205ZM213 82V83H214ZM217 82V81H216ZM220 82V81H219ZM226 82V81H225ZM225 82H223L224 83V85H225ZM96 83V82H95ZM104 83V82H103ZM120 83V82H119ZM148 83V85H149V81L147 82ZM177 83V82H176ZM175 83V84H176ZM222 83V82H221ZM7 84V83H6ZM5 84V85H6ZM19 84V83H18ZM83 84V83H82ZM102 84V83H101ZM101 84L99 83V86L98 87H100L101 86ZM110 84L109 85H107L108 87L110 86ZM115 84H117L116 82H115ZM123 84H125V82L123 83ZM135 84V83H134ZM154 84V83H153ZM159 84V83H158ZM168 84V85H169ZM181 84V83H180ZM184 84V83H183ZM183 84H181V85H183ZM186 84V85H185ZM185 86H186V89H184L182 86H180L181 88H183V89H181V90H183L182 91V95H180V93H178L177 95H180V97H177V95L173 92L175 89H173V87L174 86H171V85H169V86H171V88H172V90L173 91H167L165 94L167 95V93H174V95H176V96H174L173 94L170 96V98H168L169 97V95H168V97L165 99H163L162 98V100L159 98V99H157V97L156 98H151L152 96H148V97H150L151 99H149L148 100V102L147 103H145V101H146V98L145 99H140V101H135V99H134V97L133 98H131L130 97V99H128L129 97H126L125 96V94H123V98H125L126 100H123V101H117V99H111V97L109 98L107 95H106V92L107 93H109L108 91L110 90V89H108L106 86H105V88H103V86H102V88L100 87V88H98V90L99 89H101V91L99 92L98 90L96 91V92H98V93H101L100 95H102L103 96V94L104 95H106L108 98H106V96H105V99L102 97L99 101L98 100H94V101H92V102H90V103H87L86 105H81V110H80V113H82V114H84V115H81L79 112H77L78 114H79V116L81 115V120H82V125L85 123H83V118H85L86 116V119H89L88 121H90V122H92V119H93V121L94 120H97L100 124H102L103 123V125H102V127L104 126V124L105 125H107V126H110V125H112L113 123H115V121H116V117L114 116V115H116V114H114L115 112V110L113 111L112 110V104L113 105H116L117 106V108L119 107V106H123L124 108H132V106L133 105H137V104H139L141 107H144V105H145V107H144V110H145V108H146V110L148 109V111L149 110H151V108L153 107L152 105H154V107H155V109H156V107H161L162 109H163V112H162V114L161 115H159V118H161V123H162V125H164L163 126V128L164 129H169V133H170V136H168L167 134V132H168V130L166 131V130H164V132L166 133V135H165V139L164 140H162V141H152L151 142V140L149 139V136H150V134H149V132H148V134H149V136H148V140H149V142L151 143L150 144V147H152L151 149H154L156 152H157V154H159L160 152L163 154V153H165V154H168V157H169V160L167 161V162H164L165 163V165L164 166H162L161 167V169H159V171H158V173L157 174H154L153 176H154V179H153V177H151V173H148L149 172V170L147 171V165L145 166L144 164H141V169L138 167V168H136V166H137V164H135V160L134 161H131L130 159H132L133 157H135V158H137V159H139L136 155H135V153H134V155H129V153L130 152H128V157L126 156L127 154H125L124 155V153L123 154H119L121 151H118V150H112V148H111V150H112V152L110 153V154H108L107 152V155H105V156H103V154H101V156L100 157H96L94 160H92L91 162H90V164L89 165H87L86 163H88L89 161H85V159H86V157H88L90 154V152H89V150H93L97 155H98V153H102L103 151H104V147H103V150H102V152H100V146H101V143H99V141H101V139L100 138H98L97 136H95L96 138H92V137H90L89 135H90V133L91 132H89L90 131V129H89V135L87 134H82V133H80V140H81V142H79L80 140H78V138L76 137V135H74L75 134V132L76 131H74V130H72L73 132H74V134H73V132L71 131V134H70V138H71V140H70V142L68 141L67 142V140L64 138V137H62V136H60V135H57L56 137H54L53 139L54 140H52L53 141V144H54V142H55V145L54 146H57V148H58V150H60V154H61V156H62V154L64 155L63 157H61L62 159L63 158H65V156H68V155H70V154H76V153H80V152H82V154H80V155H83L80 159H82L83 158V160L86 162L85 163V165L86 166H79L80 164L78 163V161L74 164V162H75V159L73 160L74 162H73V165L75 166H73V165H71V164H69L68 165V167L71 165V167H72V170H73V172H72V175L74 176L73 178L80 184V185H82V187L79 185V192H80V194L79 195H77L78 193H75L74 192V194L73 195H75V196H77V197H80V198H82L83 199V197H86V200H87V198L89 199V203H87L86 201H84V203L82 202V204L80 205V207H78V209H81V211L80 210H78L77 209V206L75 207L74 205H71V204H68V198H69V196H70V194L71 193H69V196H65V193H63V192H61V194H59L58 192L56 193L55 191L57 190V189H55V191H54V188L53 187H50V186H54V185H52V184H50V186L48 187V188H46L48 185H49V183H48V185L47 186H44V184H43V181L44 180H46V179H39L40 177H38L39 175H42L41 173V169L39 170L38 168H39V164H37V165H35L36 163H38L39 162V160L38 159H35L36 158V156L37 155H35L34 157H31L29 160H27L28 161V163H27V161H24L23 163H27V164H25V165H23L24 167H25V170L30 174L31 173V175L30 176H32V178H34L36 175H37V177H38V179H39V181H37V179H33L34 180V182H35V184H32L31 186H26V188L24 189V188H22L23 187V185L22 186H20V184H19V181H20V179H18L17 177H16V175L15 174H17V172H18V167L20 166V164H17V163H15V164H9V165H7V166H5V167H3L4 169H0V195L1 194H3V196L1 195L0 196V205L3 203V204H9V202L11 203L12 202V200L13 199H15L16 201L20 198L22 201H24L26 204H28L29 206H30V212H27L28 214H26V223H25V228H23L22 226V228L21 227H18V226H16V227H18V229L17 228H13V227H11V228H9V230H5L4 229V227L6 226V223H3V221H4V217H5V215L3 216V215H1L0 214V264H15V263H17V262H21V264L22 263H27V264H31V263H34V262H36V263H42V264H46V263H48V264H71V260L73 259L72 257L74 256H76V255H81L80 256V262H81V264H83V262H84V260H85V257L86 256H83V255H85L86 254V251L88 252V251H90V250H97V248H98V246L101 244L100 242H102L103 241V238H109V236H111V233H110V231L112 230H109V226H110V224H108V227L105 229L104 228V223H107V221H105V222H102V220H103V217L100 219V222H99V220L97 219V217L99 216V215H97V211H98V209H100V206H101V204H103V202H105V201H101V200H103L104 198H102V199H100L101 197H102V195L100 194V190H101V186H102V184H100V182H99V180L103 177V175H105V173H107L108 171H112V170H109V169H115V171L117 170V172H118V174H121L120 172H122V173H124L125 175H128V179L126 180V178H125V180H126V189H127V187H135L136 188V185H137V187L138 186H140L141 188H142V190H144L145 189V192H146V194L148 195V196H150V198H151V196L153 195L152 193H151V195H150V193H148L149 192V187L150 186H152V187H155V188H157V186L158 185H160V184H158V181H156L157 179L158 180H161L160 178H162V183H161V185H163V184H170L171 182H180L181 184H184L185 185V190L183 191V192H181L179 189L178 190H176V191H178L176 194H178V195H175V196H177V200H179V199H181L182 201L184 200V202L186 201V202H189L190 204L192 203V204H197L196 202H197V199L198 200H200L201 198V195L202 194H204L203 192L204 191H202L201 190V188H203V186L202 185H200V184H198L199 182H202V184L204 185V188H205V185L206 184H204V183H207V185H215V184H217V179H219V178H221V177H225L224 176V171L226 172L227 170H232V171H240L241 169H243V170H241L240 171V173L241 174H248V175H252V172H251V169H253L254 170V172H255V174L256 175H259V177L261 176V174H264V150L263 149H260V147L259 146H257V150L258 151H254V150H252V147H254L259 141H262L263 142V144H264V140L262 139V138H264V135L263 136H261L259 133H258V131L259 130H262L263 128H264V122H262V121H260V112H258V113H256L255 115H253L254 117H252L251 116V118H250V122L248 123L247 121L246 122H244V120H245V116L243 115V113H241L240 112V110H239V108H240V104L238 105V106H236L237 104V102L234 104L233 102V104H231L230 103V100H228L229 101V103L231 104H229V105H227V103L224 101L225 100V96H223V93L222 94H220V93H218V89H216V88H220V86H221V84H219L218 85V82H217V84H214V85H218L216 88H213V87H215V86H213V87H211L212 85L210 84V85H204V84H206V83H201L200 85L201 86H199L198 85V83H195V82H193L192 83V81H190V79H187V78H185ZM22 85V84H21ZM48 85V84H47ZM112 85H113V83H112ZM111 85V86H112ZM138 85V84H137ZM140 85V84H139ZM157 85V84H156ZM163 85V84H162ZM161 85V86H162ZM163 85V86H164ZM167 85V86H168ZM183 85V86H184ZM223 85V84H222ZM6 86H8V85H6ZM24 86H25V84H24ZM92 86V85H91ZM95 86V85H94ZM111 86L109 87V88H111ZM119 86V85H118ZM125 86V85H124ZM129 86V85H128ZM128 86H125V87H127L128 88ZM131 86H132V84H131ZM150 86V85H149ZM148 86V87H149ZM158 86V89H159V85H157ZM208 86V87H207ZM210 86V87H209ZM79 87H82V86H79ZM84 87H86V85H84ZM93 87V86H92ZM114 87V85L112 86V88ZM136 87V86H135ZM144 87V86H143ZM152 87V86H151ZM156 87V86H155ZM176 87V86H175ZM226 87H227V85H225L224 87H221V89H223L222 90V92H224L225 91V89H226ZM88 89L90 88V86L89 87H87ZM94 88V87H93ZM91 89V90H94V89ZM97 88V87H96ZM107 88V89H106ZM111 88V91H113V89ZM126 88V89H127ZM129 88L130 89H127V90H133V89H131V87L129 86ZM138 88V87H137ZM161 88V87H160ZM168 87H166V89H167ZM171 88H169V89H171ZM238 88V87H237ZM253 88V87H252ZM123 89H124V91L126 90L124 87H123ZM140 89V88H139ZM148 89H150V88H148ZM148 89L146 90V89H142L143 90V92H145V90L146 91H148ZM153 89V88H152ZM165 89V88H164ZM163 89V90H164ZM168 89V90H169ZM244 89V90H245ZM90 89H89V91H91ZM155 90V89H154ZM153 90V92L155 93L156 91H154ZM178 90V89H177ZM180 90V89H179ZM250 89H248V90H246L247 92L249 91ZM251 90H253V89H251ZM253 90V91H254ZM263 90V91H262ZM82 91H83V89H82ZM95 91V90H94ZM117 91V90H116ZM160 91H162V89L160 90ZM160 91H158L159 93H160ZM93 91H91V93H92ZM127 92H129V91H127ZM137 92H139V91H137ZM158 92H156V93H158ZM163 92V91H162ZM179 92V91H178ZM181 92V91H180ZM97 93V94H98ZM103 93V94H102ZM126 93V92H125ZM141 93V92H140ZM145 93H147V92H145ZM144 93V94H145ZM151 92H149V93H147V95H151L150 94ZM154 93H153V95H154ZM232 93H233V91H232ZM263 93V94H262ZM14 94V93H13ZM53 94V93H52ZM127 94V93H126ZM165 94H163V95H165ZM241 94V93H240ZM99 95V96H100ZM130 95V94H129ZM158 95V94H157ZM160 95V94H159ZM158 95V96H159ZM222 95V96H221ZM128 96V95H127ZM142 96H144V95H142ZM161 96V95H160ZM238 96V95H237ZM46 97V96H45ZM51 97V96H50ZM55 97V96H54ZM58 97V96H57ZM98 97V96H97ZM96 97V98H97ZM136 97V96H135ZM138 97H140V96H138ZM144 97H146V95L144 96ZM143 97V98H144ZM164 97H166V96H164ZM264 97V96H263ZM262 97V98H263ZM255 98V97H254ZM120 99V98H119ZM230 99V98H229ZM244 99V98H243ZM55 100V99H54ZM63 100V99H62ZM122 100V99H121ZM137 100H139V98L137 99ZM233 100H234V98H233ZM255 100V99H254ZM236 101V100H235ZM257 102V101H256ZM262 102V101H261ZM243 104V103H242ZM97 105V106H96ZM149 105L151 106V108L149 109V108H147V106L149 107ZM140 106H137V107H139L140 108ZM254 106H257L256 107V109L257 110H261L260 109V104H258V102L257 103H255L254 104ZM263 106V105H262ZM244 107V106H243ZM116 108V107H115ZM121 108V107H120ZM160 108V109H161ZM141 109V108H140ZM79 110V109H78ZM143 110V109H142ZM145 110V111H146ZM81 111H83V112H81ZM114 113H113V112ZM141 111V110H140ZM139 110H138V112H140ZM153 111H154V109H153ZM157 111V110H156ZM119 112V111H118ZM117 112V113H118ZM122 112V111H121ZM120 113V112H119ZM124 113V112H123ZM141 113L143 114V111H141ZM141 113H140V116H141ZM151 114H152V112H150ZM150 113H146V115L148 116ZM86 114V115H85ZM145 114V113H144ZM23 115V114H22ZM146 115H143L144 117L146 116ZM12 116V115H11ZM85 116V117H84ZM129 116V115H128ZM262 116V115H261ZM21 117V116H20ZM122 117V116H121ZM124 117V116H123ZM143 117V118H144ZM126 118V117H125ZM129 118V117H128ZM139 118H141V117H139ZM139 118H137V120L139 119ZM153 119H154V117H152ZM156 118H158V117H156ZM249 118V117H248ZM18 119V118H17ZM130 119V118H129ZM145 119V118H144ZM247 119V118H246ZM143 120V119H142ZM141 119L138 121L139 123H140V121H142ZM155 120V119H154ZM157 120V119H156ZM155 120V121H156ZM249 120V119H248ZM86 121V120H85ZM87 121V122H88ZM124 121V120H123ZM129 121V120H128ZM135 121V120H134ZM90 122H89V124H90ZM127 121H125L124 123H126ZM143 122V121H142ZM145 122V121H144ZM150 122V121H149ZM97 123V122H96ZM119 123H122V122H120L119 121ZM137 123V121H135V123H133V124H131V123H129L128 122V124L126 125V124H123L122 126H120L121 127V129L123 130V131H121L120 130V132H126L127 134H128V132L129 131H132V130H135L134 128H135V126H134V124H136ZM88 124V123H87ZM94 124V123H93ZM100 124H98L100 127H101V125ZM138 124V123H137ZM147 124V123H146ZM146 124L144 125V126H146ZM96 126H97V124H95ZM94 125V126H95ZM142 124H140V126H141ZM148 125V124H147ZM79 126V125H78ZM90 126V125H89ZM93 126V127H94ZM65 127V126H64ZM85 127V126H84ZM91 127V126H90ZM99 127V128H100ZM89 128V127H88ZM96 128V127H95ZM138 128V127H137ZM144 127L142 126V128L141 129H143ZM58 129V128H57ZM92 129V128H91ZM102 129H104V127L102 128ZM102 129H100L101 131H102ZM109 129V128H108ZM132 129V130H131ZM146 129H149V128H147V126H146ZM71 129H69V127H68V131H70ZM99 130V129H98ZM151 130V129H150ZM64 131V130H63ZM83 131V130H82ZM93 131V130H92ZM95 131V130H94ZM140 131V130H139ZM65 132V131H64ZM85 132V131H84ZM98 132V131H97ZM104 132V130L102 131V133ZM105 132H107V134L109 135V134H111V136L112 135H114L115 136V134H113V133H108V131H105ZM54 133H55V131H54ZM53 133V134H54ZM125 133V134H126ZM27 134V133H26ZM61 134L63 135V132H61ZM101 134V133H100ZM51 135V134H50ZM67 135H69V133L67 132ZM78 135V134H77ZM83 135V136H82ZM117 135V134H116ZM130 135V134H129ZM144 135V134H143ZM54 136V135H53ZM93 136V135H92ZM100 136H102V138L104 137L103 136V134L102 135H100ZM99 136V137H100ZM107 135H105V137H106ZM145 136V135H144ZM19 137V136H18ZM100 139L99 141H98V139ZM111 138V137H110ZM143 138V137H142ZM104 139V138H103ZM50 140H51V138H50ZM107 140V139H106ZM145 140V139H144ZM43 141V140H42ZM48 141V140H47ZM143 141V140H142ZM43 142H45V141H43ZM87 142V143H86ZM154 142V143H153ZM130 143V142H129ZM52 144V145H53ZM100 144V145H99ZM260 144H261V142H260ZM98 145H99V147H98ZM47 146V145H46ZM143 146V145H142ZM42 147V146H41ZM40 147V148H41ZM45 147V146H44ZM44 147H42L41 149L43 150L44 149ZM128 146H126V148H127ZM132 147V146H131ZM144 147V146H143ZM56 148V147H55ZM106 148V147H105ZM139 149V148H138ZM40 150V149H39ZM41 150V151H42ZM106 150V149H105ZM124 150H126L125 148H124ZM129 149H127L126 151H128ZM142 150V149H141ZM52 151V150H51ZM55 151H57V150H55ZM92 151V152H93ZM99 151V152H98ZM108 151H110V149L108 150ZM132 151V150H131ZM144 151V150H143ZM54 152V151H53ZM59 152V151H58ZM93 152V153H94ZM98 152V153H97ZM118 152V153H117ZM259 152V153H258ZM42 153H47L48 154V152H45V151H42ZM52 153V152H51ZM56 153V152H55ZM139 153H140V151H139ZM160 153V154H161ZM40 154V152L38 153V155ZM45 154H43V155H45ZM57 154V153H56ZM56 154H48L47 156L48 157H50V158H53L54 157V155H56ZM132 154H133V151H132ZM156 153H155V155H157ZM43 155H41V156H43ZM58 155V154H57ZM56 155V157L55 158H58V156ZM141 155H142V153H141ZM140 154H139V156H141ZM46 156V155H45ZM45 156H43V157H40L41 159L40 160H42V159H44L45 158ZM74 156V155H73ZM152 156V155H151ZM39 157H37V158H39ZM58 158L59 160H55V162L57 163V164H59L58 162H60V164H61V158ZM75 157H77V156H75ZM92 157H94V156H91V158ZM132 157V158H131ZM164 157V156H163ZM34 158V159H33ZM67 158V157H66ZM70 158V157H69ZM89 158V157H88ZM140 158H143V157H140ZM93 159V158H92ZM155 159V158H154ZM161 159V158H160ZM164 159H166V158H164ZM34 160H38V161H36L33 165L34 166H32L31 165V163L34 161ZM46 160H48V159H46ZM45 160V161H46ZM88 160H90V159H88ZM156 161V163L158 164V166L159 165H161L160 163H158V160H157V158L155 159ZM30 161V162H29ZM44 161V162H45ZM82 161V160H81ZM139 161H140V159H139ZM154 161V160H153ZM41 163L43 162V160L42 161H40ZM43 162V163H44ZM65 162V161H64ZM137 162V161H136ZM141 162V161H140ZM40 163V164H41ZM41 164L42 166L46 163L47 164V167H48V162L46 161L44 164ZM70 163V162H69ZM79 165H78V164ZM82 163V162H81ZM84 163V162H83ZM148 163V162H147ZM55 164V163H54ZM59 164V165H60ZM149 164V163H148ZM52 165V164H51ZM58 165V166H59ZM150 165H151V163H150ZM153 165L155 166V164L153 163ZM152 166V165H151ZM151 166H150V168H151ZM154 166H152V168L154 167ZM32 167H34L35 169H33ZM46 167V166H45ZM46 167V168H47ZM51 167H54V166H51ZM63 167V166H62ZM68 167H67V169H68ZM149 167V166H148ZM156 167H157V165H156ZM174 167V168H173ZM40 168H42V167H40ZM70 168V167H69ZM158 168V167H157ZM38 169V170H37ZM43 169V168H42ZM45 169V168H44ZM66 169V168H65ZM66 169V170H67ZM154 169V168H153ZM35 170V171H34ZM50 170V169H49ZM49 170H47V174H51L52 172L51 171H49ZM70 171H71V168L69 169ZM69 170H67V171H69ZM174 170H176L175 172H174ZM46 171V170H45ZM44 171V172H45ZM49 171V172H48ZM55 173H56V171H57V168L55 167ZM69 171V172H70ZM114 171V172H115ZM58 172V171H57ZM63 172V171H62ZM113 172V173H114ZM117 172L116 173H114V175L113 176H115L116 174H117ZM45 173V174H46ZM59 173V172H58ZM68 173V172H67ZM166 173H169V174H171L165 181L163 180V176H164V174H166ZM228 173H229V171H228ZM235 173V172H234ZM239 173V172H238ZM47 174H46V176H47ZM64 174H66V173H64L63 172V175ZM70 174V173H69ZM102 174V175H101ZM117 174V175H118ZM168 174V175H169ZM240 174V175H241ZM33 175H34V177H33ZM55 175V174H54ZM58 175V174H57ZM61 175V174H60ZM100 175V176H99ZM108 175H109V173H108ZM167 175V174H166ZM255 175V176H256ZM44 176V175H43ZM51 176V175H50ZM49 175H48V177H50ZM71 176V175H70ZM112 176V175H111ZM120 176V175H119ZM233 177H234V175H232ZM237 176V174L235 175V177ZM238 176H239V174H238ZM54 177H56V175L54 176ZM68 177V176H67ZM89 177H92V178H89ZM108 177V176H107ZM107 177H105L106 178V180H107ZM126 177V176H125ZM228 177V176H227ZM226 177V178H227ZM229 177H230V175H229ZM262 177H263V175H262ZM29 178V177H28ZM52 178V177H51ZM72 178V177H71ZM110 177H108V179H109ZM114 179L116 178V177H113ZM123 179H124V176L122 177ZM153 180H152V179ZM156 178V179H155ZM237 178V177H236ZM236 178H235V180H236ZM31 179V178H30ZM48 179H50V178H48ZM122 179V180H123ZM225 179V178H224ZM258 179V178H257ZM263 179V178H262ZM70 180V179H69ZM101 180H103V179H101ZM111 180V179H110ZM29 181V180H28ZM47 181V180H46ZM65 181V180H64ZM72 181L73 180H71V184H72V186H74V184H76V183H74L75 181H73V183H72ZM95 181H98V182H95ZM230 181H231V179H230ZM264 180H262V182H263ZM33 182V181H32ZM32 182H29L30 184L32 183ZM58 182V181H57ZM67 182V181H66ZM113 182V181H112ZM225 182H226V179H225ZM228 182V181H227ZM233 182H235V181H233ZM28 183V184H29ZM45 183V182H44ZM115 183V182H114ZM122 183V182H121ZM223 183H224V181H223ZM22 184V183H21ZM47 184V183H46ZM45 184V185H46ZM59 184V183H58ZM61 184V183H60ZM136 184V185H135ZM176 184V183H175ZM222 184V183H221ZM231 184V183H230ZM242 184V183H241ZM249 184V183H248ZM254 183H252L251 185H253ZM261 184V183H260ZM264 184V183H263ZM63 185V184H62ZM66 185V184H65ZM62 186V187H65V188H67L68 187V185H69V187H70V184L68 183V185L67 186ZM125 185V184H124ZM183 185V186H184ZM237 184H235V185H232L233 187L231 188V190L233 189V193H235L236 191V194H233V196L231 197V199L229 200V198H228V196H227V193H228V191H227V193L224 195H222V193H221V191L220 192H218V193H216V192H214V195H213V202L216 204V206H218V208L220 209V213H214L212 216H209L208 218L207 217H205L206 215H205V212H204V210L201 212V213H196V211L194 210L195 208H192L191 206L188 208V210L186 211V219L184 218V221H185V223H184V225L183 226H181L182 227V232L184 231L186 234H189V235H193V234H200V232H207V234H208V236H209V234L211 235V236H213V237H216V236H219L218 238H221L220 236H221V234H223V228L224 227H227V225H229L230 224V229H231V232H232V235H234L235 236V238H232L231 240H236V241H238V242H243L244 241V237H243V235H244V232H248L250 229H251V227H254V226H256V224L258 223V221H260V220H263L264 219V215L262 216V213L264 212V211H262L263 209H261L260 208V206H258V205H261L262 204V206L264 207V203L263 202H261V201H257V200H254V199H252L251 197L253 196V193L251 192V190L250 189H241L240 187L236 190V187H234V186H236ZM243 185V184H242ZM259 185V184H258ZM105 186V185H104ZM225 186V185H224ZM223 185L221 186L222 187V189H223V187H224ZM239 186V185H238ZM241 186V185H240ZM60 187V186H59ZM68 187V189H70ZM171 187V186H170ZM173 187V186H172ZM208 187V186H207ZM256 187V185H254V188ZM263 187V186H262ZM56 188H58V187H56ZM106 188V187H105ZM135 188H133V189H135ZM144 188V189H143ZM154 188V189H155ZM63 189V188H62ZM71 189H73V188H71ZM208 189V188H207ZM210 189H211V187H210ZM225 189V188H224ZM24 190H27V191H24ZM74 191H76L75 189H73ZM156 190V189H155ZM164 190L165 189H163V187L161 188V187H159V189H157V191H156V194L158 195V196H160V197H162L163 196V193H164ZM168 190V189H167ZM167 190H165V191H167ZM172 190H174V189H172ZM174 190V191H175ZM201 190V191H200ZM209 190V189H208ZM212 190V189H211ZM217 190H218V188H217ZM220 190V189H219ZM226 190V189H225ZM66 190L64 189V192H65ZM102 191H103V189H102ZM128 191V190H127ZM169 191V190H168ZM171 191V190H170ZM15 192V193H14ZM68 192V191H67ZM71 192V191H70ZM131 194H130V196H132V199H133V197H135L136 198V196H133V193L135 192V191H133V190H130L129 191ZM173 192V191H172ZM171 192V194H174L175 192H173L172 193ZM207 192V191H206ZM21 193V194H20ZM43 193H46L45 195L46 196H41V195H43ZM107 193H108V191H107ZM113 193V192H112ZM230 193V192H229ZM257 193V192H256ZM263 193H264V191H263ZM13 194V195H12ZM19 194H20V196H19ZM68 194V193H67ZM109 194V193H108ZM164 194H166V193H164ZM168 194H170V192H168ZM170 194V195H171ZM197 194V195H196ZM211 194L212 193H210V196H208L207 197V202H206V200H205V202H206V204H209L212 200H211ZM232 194V193H231ZM100 195H101V197H100ZM111 194H109V196H110ZM118 195V194H117ZM139 195V194H138ZM137 195V196H138ZM147 195H146V197H147ZM19 196V197H18ZM103 196H105V195H103ZM112 196V195H111ZM110 196V197H111ZM128 196V195H127ZM141 196H143L142 194H141ZM155 196V195H154ZM165 196V195H164ZM166 196H168V195H166ZM174 196V197H175ZM231 196V195H230ZM18 197V198H17ZM53 197H55V198H53ZM71 197V196H70ZM173 197V198H174ZM204 197V196H203ZM3 198V199H2ZM17 198V199H16ZM106 199H108L107 197H105ZM116 198V197H115ZM142 198H144V197H142ZM156 198H158V197H156ZM200 198V199H199ZM12 199V200H11ZM73 199V198H72ZM71 199V200H72ZM79 199V198H78ZM77 199V200H78ZM85 199V198H84ZM117 199V198H116ZM147 199V198H146ZM53 200H55V201H53ZM70 200V199H69ZM70 200V201H71ZM76 199H75V197H74V199L71 201V203H73V204H76L75 202H78L77 200L75 201ZM105 200V199H104ZM145 200V199H144ZM149 200V199H148ZM147 200V201H148ZM152 200H153V198H152ZM160 200V199H159ZM95 201V202H94ZM108 202H109V200H107ZM106 201V202H107ZM126 201H127V199H126ZM141 201H142V199H141ZM147 201H145V202H147ZM204 201V200H203ZM203 201H200V202H202L203 203ZM93 202H94V204H93ZM102 202V203H101ZM107 202V203H108ZM121 202H124V201H121ZM149 202V201H148ZM154 202V201H153ZM199 202V203H200ZM110 203V202H109ZM127 203V202H126ZM143 203V202H142ZM155 203H157L156 201H155ZM154 203V204H155ZM2 204V205H3ZM104 204H106V203H104ZM145 204V203H144ZM153 204V205H154ZM2 205L0 206V211H1V207H2ZM78 205H79V203H78ZM122 205V204H121ZM121 205H120V207H121ZM124 205V204H123ZM146 205H148V204H146ZM198 205V204H197ZM210 205V204H209ZM4 206V205H3ZM59 206H63L62 207V209H60L59 208ZM104 206V205H103ZM103 206H102V208H103ZM128 206V205H127ZM133 206V205H132ZM135 206V205H134ZM145 206V205H144ZM156 206V205H155ZM154 206V207H155ZM204 206H205V204H204ZM208 206V205H207ZM261 206V207H262ZM75 207V208H74ZM105 207V206H104ZM108 207L110 208V206L108 205ZM135 207H137V206H135ZM142 207V206H141ZM199 207H201V206H199ZM71 208H72V211H71V213L69 212V210H71ZM82 208H83V211H82ZM106 208V207H105ZM104 208V209H105ZM108 208V209H109ZM116 208V207H115ZM118 208V207H117ZM140 208V207H139ZM138 208V209H139ZM148 208H150V209H152L151 207H148ZM157 208V207H156ZM159 208H161V207H159ZM159 208H157V211L159 210ZM186 208V207H185ZM204 208V207H203ZM207 208V207H206ZM104 209H102V210H104ZM107 209V208H106ZM106 209H105V211H106ZM145 209H147V208H145ZM155 209V208H154ZM205 209V208H204ZM209 209V208H208ZM78 210V211H77ZM135 210H137V208L135 209ZM134 210V211H135ZM141 210H143V209H141ZM149 210V209H148ZM163 210V209H162ZM7 211V210H6ZM5 211V212H6ZM13 211V210H12ZM18 211V210H17ZM82 212V213H80V212ZM110 212L112 211V210H109ZM128 211V210H127ZM145 211V210H144ZM147 211V210H146ZM146 211H145V213H146ZM198 211H199V209H198ZM208 211V210H207ZM210 211V210H209ZM208 211V212H209ZM7 212H9V210L7 211ZM75 212H77V213H79L82 217H84L85 219H90V221H91V225H92V227L91 228H89V229H87V228H83L84 227V225L82 226V222L85 220H83L82 218H81V216H76L75 215ZM99 212V211H98ZM103 212V211H102ZM109 212V213H110ZM112 212H114V211H112ZM151 212V211H150ZM155 212V211H154ZM153 212V213H154ZM181 212V211H180ZM207 212V213H208ZM1 213V212H0ZM10 213V212H9ZM8 213V214H9ZM108 212H107V214H109ZM125 213V212H124ZM157 213H160V212H157ZM211 213V212H210ZM213 213V212H212ZM21 214V213H20ZM112 214V213H111ZM114 214V213H113ZM149 214V213H148ZM11 215V214H10ZM71 215V216H70ZM97 215V217L96 218H94L95 216ZM110 215V214H109ZM184 215H185V211H184ZM7 216H9V215H7ZM7 216H6V218H7ZM112 216V215H111ZM115 216V215H114ZM68 217H70V219H68ZM152 217V216H151ZM212 217V218H211ZM93 218V219H92ZM105 218H107L106 216H105ZM136 218V217H135ZM16 219V218H15ZM108 219H110V218H108ZM112 219L113 218H111L110 220L112 221ZM115 219V218H114ZM113 219V220H114ZM151 219V218H150ZM206 219H209V221L210 222H213V223H210V224H205L204 223V221L206 220ZM244 220V222L245 221H249L250 223H245L246 224V226L245 225H241L240 224V222H241V220ZM106 220V219H105ZM109 220V221H110ZM243 220H242V222H243ZM85 221H87V220H85ZM104 221V220H103ZM127 221V220H126ZM89 222V221H88ZM34 223H37V225H38V228L37 227H35L36 226V224H34ZM139 223V222H138ZM262 223V222H261ZM264 223V222H263ZM205 224V225H204ZM232 224H236V226L234 227ZM239 224H240V227H239ZM260 224V223H259ZM118 225V227H119V224H117ZM30 227V228H29ZM35 227V228H34ZM118 227H115V228H118ZM180 227V226H179ZM263 227V226H262ZM29 228V229H28ZM37 228V229H36ZM143 228V227H142ZM178 228V227H177ZM256 228V227H255ZM138 229H139V227H138ZM179 229V228H178ZM177 229V230H178ZM257 229H259V227L257 228ZM109 230V231H108ZM114 230V229H113ZM113 230L111 231V232H113ZM140 230V229H139ZM252 230V229H251ZM145 231V230H144ZM163 231V230H162ZM179 231V230H178ZM140 232V231H139ZM146 232V231H145ZM144 232V233H145ZM184 232H183V234H184ZM255 232V231H254ZM261 232H263V231H261ZM107 233H110V234H107ZM147 233V232H146ZM157 233V232H156ZM179 233V232H178ZM181 233V232H180ZM202 233H201V235H202ZM249 233V232H248ZM172 234V236L173 235H175V233H171ZM182 234V233H181ZM198 234V235H199ZM214 234H217V235H214ZM246 234V233H245ZM34 235H36V236H34ZM201 235H199V236H201ZM241 235V236H240ZM17 236H19L20 238L22 237V236H24V239L25 240H27V239H29L30 238V236H34L32 239H31V241L29 242V244H27V247H26V244H23V243H21V244H18V240H19V238L17 237ZM145 236V235H144ZM177 236H179L178 234H177ZM185 236H187V235H185ZM116 237H118V236H116ZM146 237H148V235L146 236ZM150 237V236H149ZM148 237V238H149ZM176 237V236H175ZM245 237H247V235H245ZM257 237H258V234H257ZM261 237V236H260ZM115 238V237H114ZM133 237H132V235L130 236L129 234H127L126 236H122L121 238H119L120 239V241L118 240L116 243H120L121 242V240L122 239H132ZM142 238V237H141ZM176 238H180V237H176ZM176 238H175V240H176ZM187 238V237H186ZM191 238V237H190ZM226 238V237H225ZM228 238V237H227ZM110 239V238H109ZM118 239V238H117ZM116 239V240H117ZM147 239V238H146ZM168 239V238H167ZM166 239V240H167ZM261 240H263L262 238H260ZM12 240H14V241H12ZM112 240V238L110 239V241ZM148 240V239H147ZM174 240V241H175ZM179 240V239H178ZM192 240V239H191ZM201 240V239H200ZM252 240L254 241L253 243H256L259 239H257L256 237L255 238H252ZM143 241H144V237H143ZM177 241V240H176ZM181 241V240H180ZM184 241V240H183ZM186 241V240H185ZM193 241V240H192ZM235 241V242H236ZM131 242V241H130ZM135 242V241H134ZM141 242V241H140ZM146 242V241H145ZM164 242H166V241H164ZM170 242V241H169ZM179 242V241H178ZM188 242V241H187ZM234 242V243H235ZM251 242V241H250ZM122 243V242H121ZM144 243V242H143ZM143 243H142V245H143ZM148 243H149V241H148ZM173 243V242H172ZM213 243V242H212ZM258 243H260V242H258ZM263 243V242H262ZM112 244H113V242H112ZM132 244H134V243H132ZM168 244V243H167ZM171 243H169L168 245H170ZM179 244V243H178ZM177 244V245H178ZM186 244V243H185ZM215 244V243H214ZM18 245H20V247H22V245H23V247L22 248H19V247H17ZM24 245H25V247H24ZM118 245V244H117ZM124 245V243H122L121 244V246H119V248H122V246ZM129 245H131L130 243H129ZM135 245V244H134ZM176 245V246H177ZM216 245V244H215ZM223 245H225L226 246V248L227 247H229V246H227V244H222L221 246H223ZM236 245H238V244H236ZM183 246V245H182ZM109 247V246H108ZM134 247H136V246H133V248ZM171 247V246H170ZM211 247H214V246H211ZM174 248V247H173ZM190 248V247H189ZM27 249V250H26ZM113 249H114V247H113ZM126 249V248H125ZM124 249V250H125ZM146 249V248H145ZM228 249V248H227ZM68 250L69 251H71V252H73L72 254H69L68 253ZM105 250H107V249H105ZM135 250H141V251H134V254L136 255V258H138L139 260L140 259H144L145 257L147 258V253H144V251H142V250H144V248H142L141 246H137L136 247V249ZM260 251V253L261 252H263L264 250L263 249H258L257 247H254V250H252V251H250V256H251V259H250V262H252V261H254L255 259H256V255L258 254L257 252H259ZM26 251V252H25ZM112 251V250H111ZM110 250H109V252H111ZM127 251V250H126ZM160 252H162L163 251V249L162 250H159ZM84 252H85V254H84ZM127 252H131V253H133V251H127ZM123 253H121V255H122ZM180 254V253H179ZM108 255V254H107ZM128 256H130V254H127ZM132 255V254H131ZM146 255V256H145ZM110 256V255H109ZM133 256V255H132ZM145 256V257H144ZM125 257V256H124ZM127 257V256H126ZM113 258V257H112ZM134 258V257H133ZM136 258H135V260H136ZM124 259V258H123ZM150 259V258H149ZM114 262H116L115 260H114ZM103 263V262H102ZM110 263H111V261H110ZM253 264H256V261H254V262H252Z\"/></svg>",
    "mask_w": 264,
    "mask_h": 264
},
{
    "label": "clouds",
    "instance_id": "9594fccd",
    "mask_svg": "<svg viewBox=\"0 0 264 264\" xmlns=\"http://www.w3.org/2000/svg\"><path fill=\"white\" fill-rule=\"evenodd\" d=\"M4 4L5 0H0V25L8 24L14 18L11 10L3 7Z\"/></svg>",
    "mask_w": 264,
    "mask_h": 264
}]
</instances>
